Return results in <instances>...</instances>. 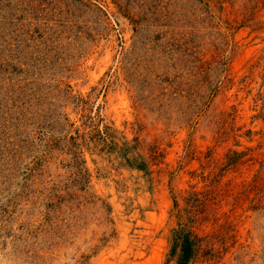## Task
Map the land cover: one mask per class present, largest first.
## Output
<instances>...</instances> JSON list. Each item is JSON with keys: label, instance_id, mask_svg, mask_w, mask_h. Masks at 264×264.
I'll return each instance as SVG.
<instances>
[{"label": "rangeland", "instance_id": "rangeland-1", "mask_svg": "<svg viewBox=\"0 0 264 264\" xmlns=\"http://www.w3.org/2000/svg\"><path fill=\"white\" fill-rule=\"evenodd\" d=\"M264 264V0H0V264Z\"/></svg>", "mask_w": 264, "mask_h": 264}, {"label": "trees", "instance_id": "trees-1", "mask_svg": "<svg viewBox=\"0 0 264 264\" xmlns=\"http://www.w3.org/2000/svg\"><path fill=\"white\" fill-rule=\"evenodd\" d=\"M173 241L169 261L176 260L177 264H190L200 254L203 247L202 238L185 229L175 232Z\"/></svg>", "mask_w": 264, "mask_h": 264}]
</instances>
